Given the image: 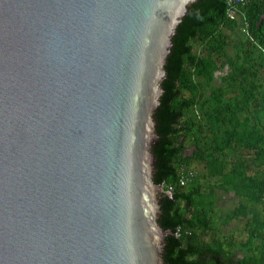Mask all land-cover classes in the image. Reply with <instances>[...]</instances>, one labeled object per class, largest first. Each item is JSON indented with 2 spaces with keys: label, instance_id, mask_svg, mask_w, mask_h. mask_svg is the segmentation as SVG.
Wrapping results in <instances>:
<instances>
[{
  "label": "water",
  "instance_id": "95a60500",
  "mask_svg": "<svg viewBox=\"0 0 264 264\" xmlns=\"http://www.w3.org/2000/svg\"><path fill=\"white\" fill-rule=\"evenodd\" d=\"M216 0H0V264H173L162 122Z\"/></svg>",
  "mask_w": 264,
  "mask_h": 264
},
{
  "label": "trees",
  "instance_id": "16d2710c",
  "mask_svg": "<svg viewBox=\"0 0 264 264\" xmlns=\"http://www.w3.org/2000/svg\"><path fill=\"white\" fill-rule=\"evenodd\" d=\"M216 1L221 12L209 6L191 16L186 50L163 79L170 97L160 114L168 126L160 157L172 173L161 185L173 188L164 221L179 222L168 258L264 264V0H246L235 19L227 16V0ZM190 171L181 184L179 175ZM218 191L234 195V207L218 211ZM232 220L235 232H223Z\"/></svg>",
  "mask_w": 264,
  "mask_h": 264
},
{
  "label": "rangeland",
  "instance_id": "374dc122",
  "mask_svg": "<svg viewBox=\"0 0 264 264\" xmlns=\"http://www.w3.org/2000/svg\"><path fill=\"white\" fill-rule=\"evenodd\" d=\"M232 36L235 39V42H237L238 38H239V32L238 30H234L232 31ZM233 47L230 48V51H232ZM222 72L218 71L216 73L215 79H214V84H218L220 82V76H221ZM186 153H190L191 148H187ZM236 197H234V195H231L229 193H225V192H221L218 191L217 192V198H216V206H217V210L222 212V210H226V209H231L232 207H234V205L236 204ZM236 225L237 222L235 220H232L226 227H224V231L223 232H235L234 229H236ZM228 227V228H227Z\"/></svg>",
  "mask_w": 264,
  "mask_h": 264
},
{
  "label": "built area",
  "instance_id": "2783aa9c",
  "mask_svg": "<svg viewBox=\"0 0 264 264\" xmlns=\"http://www.w3.org/2000/svg\"><path fill=\"white\" fill-rule=\"evenodd\" d=\"M246 0H227V16L230 19H235L237 17V8L239 5H243L245 3ZM193 176V172H182L179 175V182L181 184H185L187 183L188 180L191 179V177ZM172 186H168L164 191L167 192L168 197L171 198L172 197Z\"/></svg>",
  "mask_w": 264,
  "mask_h": 264
}]
</instances>
